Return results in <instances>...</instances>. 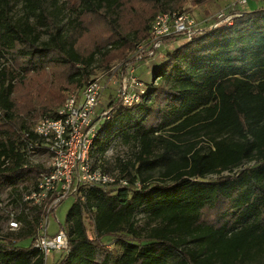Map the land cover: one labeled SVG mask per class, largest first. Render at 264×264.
<instances>
[{
    "label": "trees",
    "instance_id": "trees-1",
    "mask_svg": "<svg viewBox=\"0 0 264 264\" xmlns=\"http://www.w3.org/2000/svg\"><path fill=\"white\" fill-rule=\"evenodd\" d=\"M10 1L0 0V176L39 178L47 167L26 165L21 152L37 136L34 122L22 117L18 98L27 93L19 87L34 74L42 83L59 75L62 88L74 90L112 61L130 62L154 17L179 9L182 0H22L17 20ZM134 1L151 6L129 38L121 20ZM235 7L226 12L238 14L232 25L196 31L166 53L139 104L123 106L117 98L108 104L113 119L106 130L120 125L132 140V157L115 183L77 190L59 223L67 248L53 264H264V6ZM92 16L99 30L89 28ZM85 34L96 36L90 47L80 44ZM180 40L170 36L162 44ZM96 54L102 59L93 66ZM61 104L42 106L36 117H52ZM105 142L97 133L100 152ZM33 207L34 223L17 217L24 225L7 236L0 228V264H46L31 244L41 214ZM139 211L147 219L141 229ZM107 239L118 252L106 247Z\"/></svg>",
    "mask_w": 264,
    "mask_h": 264
},
{
    "label": "built area",
    "instance_id": "built-area-1",
    "mask_svg": "<svg viewBox=\"0 0 264 264\" xmlns=\"http://www.w3.org/2000/svg\"><path fill=\"white\" fill-rule=\"evenodd\" d=\"M240 5L246 6L247 0H240ZM230 7L234 9L235 5ZM237 15L219 11L198 22L186 12H159L151 22L148 38L137 45L130 62L111 68V76L115 75L116 80H111V76L108 79L116 86L115 98L127 107L141 102L146 86L137 76L136 66L151 60L163 45L164 38L181 36L187 41L196 31L232 25ZM105 89L107 85L100 83L99 78H92L78 91L69 93L52 117L42 118L34 126L36 140L25 141L21 149L26 156H30L40 147L47 150L51 157L46 166L48 170L39 174L37 185L26 200L41 208L31 244L45 258L67 248L65 229L59 226L56 232H48L52 208L65 198L74 196L82 186H107L116 181L109 172L94 168L90 158L97 135L94 118ZM118 183L119 186L126 185L123 179ZM8 227L10 230L21 227L13 214H10Z\"/></svg>",
    "mask_w": 264,
    "mask_h": 264
},
{
    "label": "rangeland",
    "instance_id": "rangeland-1",
    "mask_svg": "<svg viewBox=\"0 0 264 264\" xmlns=\"http://www.w3.org/2000/svg\"><path fill=\"white\" fill-rule=\"evenodd\" d=\"M239 1L240 0H210L206 4L195 6L193 4V0H182L179 9H175L172 12H186L196 21H198L199 19H196L194 15V11L196 10L202 13L200 16V19L202 20L205 17L209 16H207L206 12H209V14L211 15L216 14L219 11L228 12L229 7L233 4L236 6ZM248 1L250 2V10H254L259 6H264V0ZM65 2L66 0H60L61 4H65ZM10 5L11 16L13 17V19L17 20L21 18L24 14L22 0H11ZM150 6V4H147L145 2L134 1L128 4L124 9L121 25L123 29L130 32L129 38L134 36V30L140 31L142 29V17L144 16V13H148V11L150 10ZM235 8H238V6ZM68 15L69 11L65 5L64 20L67 19ZM98 20V18L92 16L89 17L86 22L90 29L99 30L101 24L98 22ZM105 36L106 35L104 34V37ZM113 38L115 39V37ZM92 39L96 40V36L85 34L81 38L80 44L90 47ZM183 41L185 40H180L178 42H174L173 44L162 45L159 48L157 55L154 57L155 59L157 58L156 60L153 58V62H140L139 64H137V76L145 84V86L151 83L155 76L154 71L155 68H157L155 63L158 62L162 64L165 60L166 53L177 47ZM138 44L139 43H137V45ZM137 45L135 46V49ZM109 47L112 48V46ZM115 47L117 48L118 45L116 44ZM119 49L114 50L108 59H112L116 54H118ZM134 51H132V53L128 56L129 60H131V56L133 55ZM95 58L96 61L94 62L93 66L98 65L100 60L102 59L99 54H96ZM123 62L124 61L120 62L119 60L114 62L112 61L107 69H97L96 74L90 78H99L100 83L107 85V89H105L99 99L97 116L94 118L93 123L95 126V130L100 135V138L106 139L105 150L104 152H100L98 150V146L95 144L90 153L91 163L93 164L94 168L109 172L114 177L119 174L122 164L130 160V158L132 157V152L134 150L132 140L128 138L126 140L123 137L122 130L119 124H113L110 130H106L105 123L107 120L112 121L113 119V113H111L110 110L107 109V106L112 100H115L116 88V86L113 85L108 78L112 75L111 68L119 64H123ZM40 76L42 75L34 74L30 76V78L19 87V91H25L27 95L19 96L18 106L23 111L21 113L22 117L30 122H34L33 127L40 119L43 118L42 116L36 117L38 110L42 106H46L51 103L61 104L64 102L66 96L69 93L76 92L80 89H63L62 86H65V80L63 76L53 75L51 77H47V80L42 77L43 83L40 82ZM111 80H116L115 75L111 76ZM28 109L31 110L27 112ZM50 160L51 157L47 150L38 147L34 153H32L30 156H27L26 165L46 167L50 163ZM38 179V174H36L35 172H22L16 176H0V216H2V220L0 222L1 236H7L11 233V230L8 227L10 214H13L15 217H22V219L30 222L34 221L33 219L36 214V209L30 202L26 200L31 191L36 187ZM73 201L74 196L65 198L58 205L55 213L51 214L49 218V233H54L58 230L59 223L64 222L66 212L70 208ZM146 220L147 219L145 213L143 211H139L137 214V226L139 229L144 227ZM21 223V226H23L24 223ZM85 225L87 228L88 236L90 238H94L95 230L92 222L88 218H85ZM12 231H17V229ZM105 242L107 248L113 249L115 252L119 251L115 240L107 239ZM29 243L30 240H27L24 241L23 244L29 245ZM59 255L60 253L58 252L51 253V255L46 258V264H51L50 259L54 258L53 261H55L59 257Z\"/></svg>",
    "mask_w": 264,
    "mask_h": 264
},
{
    "label": "crops",
    "instance_id": "crops-1",
    "mask_svg": "<svg viewBox=\"0 0 264 264\" xmlns=\"http://www.w3.org/2000/svg\"><path fill=\"white\" fill-rule=\"evenodd\" d=\"M237 6H238L239 9H241V8H245V9H249V10L251 9V7H250V2H249L248 0H247V5H246V6H241V5H240V1L237 3ZM237 6H236V7H237ZM238 8H237V9H238ZM201 14H202V13L198 12V10L194 11V15H195L196 19H199L198 22L202 21V20L200 19ZM206 14H207V16H208V15H209V16L211 15V14H209V12H206ZM212 15H213V14H212ZM209 16H208V17H209ZM157 53H158V52H157ZM156 55H157V54H156ZM156 55H155V56H156ZM155 56H154V57H155ZM154 57H153V58H154ZM153 58H152V59H153ZM152 59L149 60V61H146V63L151 62ZM154 59H155V58H154ZM156 59H157V58H156ZM156 59H155V60H156ZM153 61H154V60H153ZM153 61H152V62H153ZM155 65H156V67H158V66L160 65V63L156 62ZM50 255H51V254H50ZM50 255H49V256H50ZM49 256H48V257H49ZM53 259H54V258H53ZM53 259H50V261H51L50 263H51V264L54 263Z\"/></svg>",
    "mask_w": 264,
    "mask_h": 264
}]
</instances>
